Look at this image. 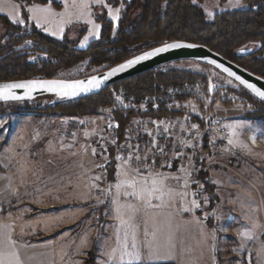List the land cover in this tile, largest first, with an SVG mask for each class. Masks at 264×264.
Wrapping results in <instances>:
<instances>
[{
    "label": "rangeland",
    "instance_id": "rangeland-1",
    "mask_svg": "<svg viewBox=\"0 0 264 264\" xmlns=\"http://www.w3.org/2000/svg\"><path fill=\"white\" fill-rule=\"evenodd\" d=\"M56 1L60 7L52 2L26 5L16 0H0V14L13 23L35 26L53 38L76 41L80 49H86L102 36L104 23L98 17L105 16L116 31L126 8L124 4L113 6L109 0ZM125 1L130 0H121ZM194 2L201 3L208 19L213 20L218 13L248 8L256 0ZM7 35V29L0 21V37ZM25 45H31V42ZM251 46L257 48L259 45ZM38 58L44 56L38 55L34 59ZM105 69V66L92 68L88 62H83L63 71L59 78L80 79ZM162 69L188 71L206 79L194 89L193 97L176 103L178 108L187 112L186 116L179 118L198 117L200 125L205 127L220 120L218 115L232 111L231 115L252 121L247 120L245 114L255 109V102L232 94V90H239L241 86L216 68L200 62L182 61ZM118 101L119 105L129 107L122 98ZM12 104L20 108L28 105L34 111L14 113L10 108ZM27 105L24 102L0 105V169L12 173L18 189V197L16 195L13 202L3 206L0 214L12 210L19 225L35 230L41 222L66 211L62 225L67 219L69 223L75 222L60 234L67 238L61 242L60 250L63 253L67 247V264H84L89 260L88 252L94 245L97 247L94 264H105L108 260L105 251L110 248L102 246L99 250V243H102L105 232L115 237L119 227V222L115 223L118 220L117 208L128 219L131 215L129 204L139 208L135 220L131 221L138 227L139 239L152 240L150 234L155 232L158 243L172 246L174 259L152 264H262L257 252L264 244V208L254 195L246 196L249 189L257 194L260 182L264 184L262 156H254L250 151L244 153L243 144L239 147L236 141L231 151L230 168H204L209 174L206 181L213 187L211 191L199 178L200 167L187 169L190 175H186L178 168L158 166L156 170L159 172L180 178L179 182L170 179L167 183L175 193L186 191V197L176 195L170 200L165 195L163 204L166 206L147 208L134 197L125 195L129 190L125 186L119 190L117 203L118 174L122 165L127 164L112 160L109 144L115 123L110 109L99 115L80 117L37 111L54 106L48 96L36 98ZM252 122H255L253 124L264 144V122ZM263 144L260 142L259 147L264 148ZM112 162L115 163L113 168ZM111 170L114 172L112 175ZM185 180L188 181L187 188L184 187ZM230 184L237 190L229 192L226 186ZM229 195L236 199L230 201ZM192 200H196L200 207L195 208ZM48 203L60 209L36 217L42 211L37 205ZM152 203L160 205L162 201L153 199ZM243 214L248 216V221ZM253 224L260 227L250 238L242 236ZM145 233L149 235L145 236ZM38 235H31V238ZM120 235L123 236L122 231Z\"/></svg>",
    "mask_w": 264,
    "mask_h": 264
},
{
    "label": "trees",
    "instance_id": "trees-1",
    "mask_svg": "<svg viewBox=\"0 0 264 264\" xmlns=\"http://www.w3.org/2000/svg\"><path fill=\"white\" fill-rule=\"evenodd\" d=\"M16 1L26 5L52 2L57 7L61 6L56 0ZM109 1L116 7L121 4L126 6L118 29L114 31L112 23L105 16L98 17L104 23L102 36L92 41L86 49H80L76 41L53 38L35 26L13 23L0 14V21L8 32L7 37H0V82L55 79L63 71L83 62H88L92 68L105 66L109 69L157 46L180 40L203 44L264 78V0H256L245 9L223 11L213 20L208 19L201 3L194 0ZM26 42H31V45H25ZM251 44L259 46L254 48ZM252 48L254 50L249 54H238L239 50ZM38 55L44 58L34 59ZM205 81L200 74L159 68L82 100L67 101L48 96L54 106L37 111L80 117L99 115L103 110L110 109L115 123L113 133L122 141L134 120L164 121L186 116L187 112L178 108L176 103L193 97L194 89ZM231 93L255 102V109L245 114L247 120L264 122V102L242 86ZM118 98H122L129 107L119 105ZM32 101L36 99L24 104ZM10 108L18 114L34 111L28 105L20 108L12 104ZM191 119L201 124L198 117ZM114 164L111 163L112 168ZM110 173L112 175L113 170ZM208 176V171L202 168L199 178L211 191L213 187L206 181ZM96 250L94 245L88 252L89 260H85L84 264H94Z\"/></svg>",
    "mask_w": 264,
    "mask_h": 264
},
{
    "label": "snow or ice",
    "instance_id": "snow-or-ice-1",
    "mask_svg": "<svg viewBox=\"0 0 264 264\" xmlns=\"http://www.w3.org/2000/svg\"><path fill=\"white\" fill-rule=\"evenodd\" d=\"M49 9H43V11H48ZM31 11V10H30ZM19 22V21H17ZM182 47H193V45H183L180 43L166 44L164 47L156 49L153 53L146 54L143 57L137 58V60L129 61L125 65H121L117 69H113L112 73L109 75L115 74L117 71H124L125 68L131 67L133 64L138 63L140 60L147 59L149 55H156L160 52L167 51L169 48H182ZM215 63V61H213ZM228 71V69H225ZM230 75H235V73H229ZM240 79V77H237ZM241 84L246 85L257 96L264 97V91H261L254 84L248 83L245 80H240ZM101 81L95 77L85 81H75L71 83H65L60 81H29L23 83H12L0 85V99L4 100H19L22 97L15 95L10 90L12 89H27L28 94L36 88H47L49 91H59L63 96H75L82 92H88L91 89L99 88ZM233 129V136L236 135L235 129L240 127L229 126ZM255 136H253V141ZM228 143L235 144L234 139H229ZM247 147V145H242ZM125 147L132 148L131 145H126ZM161 154H164V149H158ZM139 147L136 146L133 148L132 154L127 159V166L122 165L121 172L118 174L120 178L119 183L116 184L117 189V203L119 200V190L122 187L127 186V191L125 195L134 197L138 202L143 203L147 208H155L166 206L163 204L164 196L167 195L169 199H174L176 195H179L181 198L186 197L188 193L180 192L175 193L174 190L168 185L167 181L176 180L179 182L178 176L165 175L164 173L156 170V161L154 159L149 163L150 157L148 155L139 154ZM93 154H95V149H93ZM125 159V158H120ZM164 165H161L163 167ZM169 167L171 165H168ZM186 175H190L187 169L181 168ZM147 172V175L145 174ZM99 179V177H97ZM188 181L185 180L184 187L187 188ZM153 199H159L162 201L160 205H154L152 203ZM192 205L195 208H199L200 204L196 200L191 201ZM128 209L131 212V215L128 219L124 218L123 213H121L120 208H117V219L119 220V227L116 230L115 241L117 243L116 247H112L105 251V256L108 257V260L105 261V264H152L154 261L160 260H171L174 259L172 246L170 244H160L155 240L156 233L152 232L150 235L153 237L152 240L139 239L138 236V227L131 223L135 220V215L139 212V208L134 204H129ZM189 211L190 209H184ZM259 224L251 225L250 230H246L242 233V236L251 237L255 230L259 228ZM123 232L121 237L120 233ZM149 235L145 233V236ZM7 244L11 247H15V241L11 237H6ZM257 255L259 256L262 264H264V244L261 245V248L258 250ZM0 264H23V261L20 259L18 252L7 253L0 250Z\"/></svg>",
    "mask_w": 264,
    "mask_h": 264
},
{
    "label": "built area",
    "instance_id": "built-area-1",
    "mask_svg": "<svg viewBox=\"0 0 264 264\" xmlns=\"http://www.w3.org/2000/svg\"><path fill=\"white\" fill-rule=\"evenodd\" d=\"M253 136L254 133H250L247 139L250 145L258 148L259 134H255L254 141ZM229 139L230 130L222 120L213 121L210 125L202 127L191 117L164 121L139 119L127 130L122 141L112 131L109 148L112 160L124 164H127L126 157L138 146L139 154L148 155L149 163L154 159L156 167L171 165L170 168L180 170L196 167L230 168L229 162L233 156L229 150ZM126 145L133 147H125ZM159 148L164 149V154L159 152Z\"/></svg>",
    "mask_w": 264,
    "mask_h": 264
},
{
    "label": "crops",
    "instance_id": "crops-1",
    "mask_svg": "<svg viewBox=\"0 0 264 264\" xmlns=\"http://www.w3.org/2000/svg\"><path fill=\"white\" fill-rule=\"evenodd\" d=\"M230 112L232 111H228L225 115H218L219 119L222 120L229 128L230 139H234L235 141H237L239 147H241L240 144L247 145V147H241L243 148L244 153L250 151L254 156H262V158L264 159V148L253 147L252 145H250L246 138L249 133H254L255 136V134L258 132V129L253 124L255 122L246 121L239 115H231ZM230 125L240 126L235 129V136H233L232 134L233 129L229 127ZM259 142L263 144L260 136ZM229 147L230 152L233 151V144L231 146L229 145ZM226 187L229 188V192H234L237 190L233 187L231 188V184ZM257 188V194L253 192L252 189H249V194H246V196L251 197L252 195H254V198L256 200H259L264 208L263 182H260V186ZM17 190L18 189L12 173L10 171L0 169V210L3 206L13 202L16 195L18 197ZM232 199L234 200L236 198L232 195H229V200L232 201ZM38 206L41 207L42 211L38 212L39 214H37L36 217H38V215L52 213V211L60 209L59 206H56L52 203H48L47 205L38 204L37 207ZM52 207H54V209H52ZM243 215L246 217V221H248V216H246L245 214ZM66 216V211L63 214H61L60 212L55 216H52L50 219L41 222L40 225L34 230L24 224L19 225L12 210L4 215L0 214V250L7 253H11L13 251L18 252L20 259L23 261V264H67V247L65 248V251L63 253L60 251L62 247L61 242H63L67 238L66 236L62 238L60 234L71 228V226H73L72 224L75 222L69 223V220L67 219L63 221L66 222L62 225L63 217ZM31 218L32 217H30V219ZM117 222L119 221L117 220L115 223ZM35 234L39 235L37 237L31 238V235ZM9 236L16 242L15 247H11L7 244L6 237ZM101 240L102 243H99V246H101L98 248L99 250L102 249V246H105L103 248H106L107 246L109 248L117 246L114 237L109 236L108 232H105L104 237ZM98 256H100V254Z\"/></svg>",
    "mask_w": 264,
    "mask_h": 264
},
{
    "label": "water",
    "instance_id": "water-1",
    "mask_svg": "<svg viewBox=\"0 0 264 264\" xmlns=\"http://www.w3.org/2000/svg\"><path fill=\"white\" fill-rule=\"evenodd\" d=\"M173 43H180L183 45H193V47H182V48H169L167 51L160 52L156 55H149L147 59L140 60L138 63L133 64L131 67L125 68L124 71L120 72L117 71L113 75H109L112 73L113 69L119 68L121 65L127 64L129 61L137 60L139 57H143L146 54L153 53L156 49L164 47L166 44H173ZM160 46H157L153 49H150L136 57H133L123 63H120L112 68L106 69L104 71H101L97 74L87 76L80 79H27V80H15V81H7V82H0V85L5 84H12V83H23V82H29V81H39V82H45V81H60L65 83H71L75 81H85L87 82L89 79H92L93 77L99 79L101 81L99 88L91 89L88 92H82L75 96H63L59 91H49L47 88H36L31 91L30 94H28L27 89H12L10 90L15 95L22 97V99L19 100H4L0 99V104H6V103H18V102H28L31 100H34L39 97L44 96H57L60 99H65L67 101H77L82 100L85 98H89L92 96L97 95L100 92H103L107 88L118 84L120 82L126 81L128 79L134 78L136 76L145 74L147 72L162 68L164 66L178 63L182 61H195L207 64L209 66H212L231 78L233 81L238 83L240 86L244 87L246 90L251 92L257 99L264 102V97L257 96L255 92H253L250 88H248L246 85L241 84L240 80H245L248 83L254 84L257 88H259L261 91H264V78L254 74L253 72L245 69L244 67L240 66L239 64L223 57L221 54L217 53L216 51L210 49L209 47L188 42V41H174L170 43H166ZM254 50L252 49H242L238 51V54L245 55L249 54ZM215 61V63H213ZM225 69H228V71H225ZM235 73V75H230L229 73ZM237 77H240V79H237Z\"/></svg>",
    "mask_w": 264,
    "mask_h": 264
}]
</instances>
